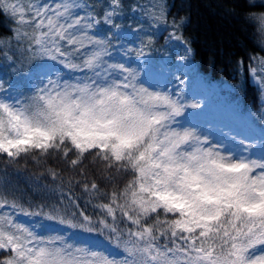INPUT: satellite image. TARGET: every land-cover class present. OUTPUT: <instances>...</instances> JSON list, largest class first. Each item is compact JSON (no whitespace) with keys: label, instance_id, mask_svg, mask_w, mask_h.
Wrapping results in <instances>:
<instances>
[{"label":"snow or ice","instance_id":"6c2138e0","mask_svg":"<svg viewBox=\"0 0 264 264\" xmlns=\"http://www.w3.org/2000/svg\"><path fill=\"white\" fill-rule=\"evenodd\" d=\"M124 8V0H105L99 11L80 0H0V12L17 25L9 44L26 42L31 57L86 73L62 80L53 75L58 69L41 64L35 71L47 78L31 97L0 99V156L56 152L73 157V167L91 156L102 171L131 177L96 205L102 215L95 220L84 211H33L0 198V210H9L0 211V264H264V134L255 158L250 150L257 145L248 137L214 142L196 126L180 125L186 109L201 105L187 102L181 91L156 87L150 75L142 82L137 68L123 62L147 56L156 43L142 25L124 30L117 22ZM234 8L260 37L254 42L264 53V11H256L264 0ZM150 15V28L169 23L166 3L154 5ZM186 21L174 19L166 37L184 47L181 60L193 53L177 31ZM129 37L137 46H129ZM117 49L123 60L112 59ZM248 59L264 123V55ZM83 191L96 193L98 184L86 180ZM19 215L47 223L27 225ZM93 234L106 237L115 251Z\"/></svg>","mask_w":264,"mask_h":264},{"label":"trees","instance_id":"16d2710c","mask_svg":"<svg viewBox=\"0 0 264 264\" xmlns=\"http://www.w3.org/2000/svg\"><path fill=\"white\" fill-rule=\"evenodd\" d=\"M11 2L27 5L34 4L37 0ZM80 2L95 5L99 11L105 0H99V3L97 0ZM237 2L242 3L243 0H124V14L117 22L124 26L125 31L130 32L142 25L144 32L155 33L156 43L149 51L154 62L157 55L174 57L175 51H181L182 55H185L182 45L166 42V37L173 30L171 22L174 19L179 21L180 18L187 17L186 24L177 31H182L184 39L190 42L193 49V53L186 60L190 64L191 77H200L206 84H216L222 89L224 86L231 88L232 91L228 93L230 100L239 105L244 114L252 117L254 125H259L256 90L248 80V66L252 63L248 57L264 53H261L254 42L260 37L254 33L253 27L245 22L241 9L234 8ZM252 2L259 3V0ZM160 3H166L168 6L169 23L150 28L153 23L150 15L153 6ZM132 8L136 11H131ZM16 27L14 20L7 13L0 12V38L4 39V43L0 45V93L8 88L12 95H16L15 99L25 100L33 95L36 87L27 88L24 76L48 60L34 58L26 53V42L17 43L12 40L9 44V38ZM137 43L135 40L136 46ZM9 56L11 60L8 59ZM240 59L244 61L242 67L237 66ZM73 72L79 78L86 75L79 71ZM12 86L17 88L11 89ZM71 158L73 157L65 159L61 153L56 152L47 155L31 152L22 154L15 160L0 156V198L15 200L33 211L41 207L45 210L55 207L61 212L84 211L94 220L98 219L102 213L96 205L106 202L107 194L122 188L131 177L115 170L111 173L102 171V166L92 163L91 156L86 157L82 165L73 167L70 164ZM82 171L85 175H81ZM52 173H55V178ZM86 180L89 183L95 181L98 184V192L85 193L83 183ZM35 218L40 223H47L40 217ZM118 226L125 227L124 224ZM92 237L101 242V247L108 245L106 237L95 234Z\"/></svg>","mask_w":264,"mask_h":264},{"label":"rangeland","instance_id":"374dc122","mask_svg":"<svg viewBox=\"0 0 264 264\" xmlns=\"http://www.w3.org/2000/svg\"><path fill=\"white\" fill-rule=\"evenodd\" d=\"M47 2L51 4L53 0H47ZM129 39L132 40V43L129 46H136L134 39L131 37H129ZM124 43L127 44V41H124ZM119 51V49L114 50L112 57L113 60H123L119 55ZM177 56L179 57L182 55L177 53ZM155 58L156 60L154 59V62L150 55L140 57L139 60L133 58L129 64L130 66L137 68L142 82L146 79V75H150V82L156 87L169 90L173 93L181 91L187 102H197L201 105V107L197 109H186L185 112L188 114L186 117L183 116L179 118L180 125L196 126L203 134L208 135L214 142L217 140H226L230 142L232 137H235L237 140L248 137L250 142L257 145L256 148L250 150L251 153L255 158H259L261 154L259 145L262 134H264V123L261 122L262 126L260 129H250L247 118L241 115L240 108L235 103L228 100L225 90H222L213 84L207 86L198 78L187 83V80L189 79V65L185 63V60H181L180 57L172 59L170 56L160 57L158 55ZM123 62L128 63V61ZM49 66L54 70H59L54 71L53 75L61 77L62 80L64 79V76L65 78L70 79L69 81L83 79L79 78V76L74 77L68 69H64L60 64L53 61H51ZM256 67L257 70L260 71L259 66L256 65ZM34 73L38 76L36 71H34ZM172 74L175 75L174 80L170 78V75ZM88 75H90V73H88ZM35 78L32 74L27 76L28 87L39 86L40 80L46 79L47 77L38 76V78ZM14 98L15 97L11 95V92L8 89H5L0 93V99ZM192 114L194 115V118H192ZM197 123L199 124L197 125ZM2 211L9 210L3 209ZM17 219L27 225L35 223L32 217L18 216Z\"/></svg>","mask_w":264,"mask_h":264}]
</instances>
